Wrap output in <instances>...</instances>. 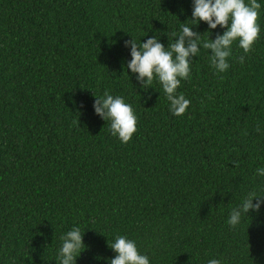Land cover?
<instances>
[{
	"label": "trees",
	"instance_id": "trees-1",
	"mask_svg": "<svg viewBox=\"0 0 264 264\" xmlns=\"http://www.w3.org/2000/svg\"><path fill=\"white\" fill-rule=\"evenodd\" d=\"M257 2L252 51L234 42L218 73L201 47L177 90L190 105L176 116L158 82L145 89L127 69L124 42L167 46L195 23L193 0H0V264H58L73 227L86 245L76 264H110L116 235L150 264H264V205L227 223L250 192L264 196ZM192 27L204 40L226 30ZM105 90L135 110L128 143L94 110Z\"/></svg>",
	"mask_w": 264,
	"mask_h": 264
},
{
	"label": "clouds",
	"instance_id": "clouds-1",
	"mask_svg": "<svg viewBox=\"0 0 264 264\" xmlns=\"http://www.w3.org/2000/svg\"><path fill=\"white\" fill-rule=\"evenodd\" d=\"M260 3L257 0H193V25L204 21L209 31L217 26L226 29L213 39H202L201 33L193 30V25H181L180 32L168 34L169 44L165 46L157 36L146 42H138L136 38L125 40L130 47L132 59L127 62V69L136 74L141 87L147 89L156 81L169 102L170 111L182 116L190 105V100L177 90L182 80L189 79L191 62L200 48L211 51L210 62L213 68L222 73L228 70V58L232 55V45L238 46L244 53H250L255 41L260 36L261 27L258 23ZM171 41V42H170ZM245 56L239 57L243 64ZM96 95L93 107L97 115L110 122V132L121 142L128 143L137 131V116L133 106L125 102L122 96H113L108 90L103 95ZM257 131L260 126L257 125ZM246 134V132H245ZM238 166V162H237ZM257 175L264 176V168L256 170ZM255 198L256 202L253 203ZM264 205V196L250 192L240 206L232 208L227 223L235 227L243 214L250 210L259 211ZM84 233L79 227H73L60 237L62 242L56 260L58 264H76L77 257L85 249ZM117 255L110 258V264H150L149 258L139 252L134 240L125 235H116L114 242L109 243ZM208 264H221L218 259H210Z\"/></svg>",
	"mask_w": 264,
	"mask_h": 264
}]
</instances>
